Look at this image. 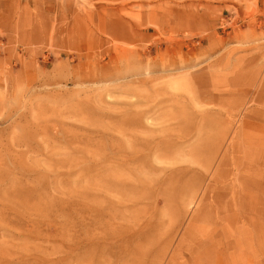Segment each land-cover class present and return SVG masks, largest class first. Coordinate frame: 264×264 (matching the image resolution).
<instances>
[{
    "label": "rangeland",
    "instance_id": "374dc122",
    "mask_svg": "<svg viewBox=\"0 0 264 264\" xmlns=\"http://www.w3.org/2000/svg\"><path fill=\"white\" fill-rule=\"evenodd\" d=\"M259 100L264 0H0V264H264Z\"/></svg>",
    "mask_w": 264,
    "mask_h": 264
},
{
    "label": "bare ground",
    "instance_id": "6f19581e",
    "mask_svg": "<svg viewBox=\"0 0 264 264\" xmlns=\"http://www.w3.org/2000/svg\"><path fill=\"white\" fill-rule=\"evenodd\" d=\"M14 20V15L12 14L11 16L6 17V22L9 23V25H12ZM70 39V37H68ZM20 62H22V60L20 59ZM257 102V101H256ZM260 104L263 103L264 104V100H259L258 101Z\"/></svg>",
    "mask_w": 264,
    "mask_h": 264
}]
</instances>
